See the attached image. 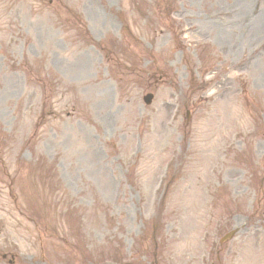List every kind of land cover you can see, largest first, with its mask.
Here are the masks:
<instances>
[{"label": "rangeland", "instance_id": "374dc122", "mask_svg": "<svg viewBox=\"0 0 264 264\" xmlns=\"http://www.w3.org/2000/svg\"><path fill=\"white\" fill-rule=\"evenodd\" d=\"M261 24L264 0H0V264H264Z\"/></svg>", "mask_w": 264, "mask_h": 264}, {"label": "bare ground", "instance_id": "6f19581e", "mask_svg": "<svg viewBox=\"0 0 264 264\" xmlns=\"http://www.w3.org/2000/svg\"><path fill=\"white\" fill-rule=\"evenodd\" d=\"M259 29H260V31H261L262 29H264V24H261V25L259 26Z\"/></svg>", "mask_w": 264, "mask_h": 264}, {"label": "water", "instance_id": "95a60500", "mask_svg": "<svg viewBox=\"0 0 264 264\" xmlns=\"http://www.w3.org/2000/svg\"><path fill=\"white\" fill-rule=\"evenodd\" d=\"M145 100H146V102L148 103V102H149V100H150V97L146 98Z\"/></svg>", "mask_w": 264, "mask_h": 264}]
</instances>
